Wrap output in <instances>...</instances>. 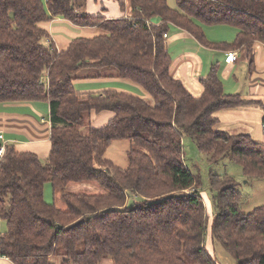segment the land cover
<instances>
[{
    "label": "trees",
    "instance_id": "trees-1",
    "mask_svg": "<svg viewBox=\"0 0 264 264\" xmlns=\"http://www.w3.org/2000/svg\"><path fill=\"white\" fill-rule=\"evenodd\" d=\"M86 0H0V103L47 101L50 150L37 154L7 145L0 161V254L14 264H219L206 239L235 264H264V205L238 206L236 182L210 174L217 213L210 219L200 180L184 164L181 136L216 161L229 152L248 177L264 178V143L248 133L217 130L216 113L257 104L226 93L212 65L199 95L170 72V25L221 49L264 43V0H126L128 17L81 13ZM121 10L126 3L118 1ZM61 18L103 33L75 37L58 48L40 23ZM154 17L159 24L146 23ZM204 26L237 31L231 43L206 40ZM50 38V42L43 41ZM128 80L152 100L117 89L79 92L74 81L93 68ZM108 111L100 126L81 132L85 117ZM114 138H127V166L104 156ZM95 181L101 194L65 190ZM60 190L66 209L44 199V184ZM130 196L140 200L132 205Z\"/></svg>",
    "mask_w": 264,
    "mask_h": 264
},
{
    "label": "crops",
    "instance_id": "crops-1",
    "mask_svg": "<svg viewBox=\"0 0 264 264\" xmlns=\"http://www.w3.org/2000/svg\"><path fill=\"white\" fill-rule=\"evenodd\" d=\"M87 10H95V8L88 7ZM110 12V16H105L106 18L130 15V13L123 15L114 8ZM154 18L156 20H152L153 23L159 24L160 18ZM58 19L60 18L56 17L49 21L47 29L56 46L57 43L51 30H53L54 22ZM50 24H52L51 28ZM215 27L218 28L203 27L208 42L231 43L235 39L237 31L234 28H227V26ZM166 47L172 58L170 68L172 76L180 79L192 94L199 95L201 93V80L206 78L212 65L216 64L218 77L226 93H237L245 98L258 101L257 104L225 108L218 111L216 113L217 123L214 125L215 129L226 130L231 133H248L253 139L255 133L258 135L264 134V43L254 41L249 47L229 49L237 51V58L233 61H227L226 56L229 50L204 45L185 30L170 25L166 36ZM87 83H102V85L96 88L75 87L76 84ZM116 83H125L141 89L140 86L128 80L107 76L77 79L74 81V87L79 92L117 89L136 95L140 94L129 88L120 87ZM142 92L145 97H148L143 90ZM110 116L111 113L108 111L94 114L95 126H100L101 122L108 120ZM0 133L3 134L8 145H13L17 150L30 151L38 156L47 157L50 150L48 102L0 103ZM1 221L0 234L5 228ZM0 264L14 263L0 254Z\"/></svg>",
    "mask_w": 264,
    "mask_h": 264
},
{
    "label": "rangeland",
    "instance_id": "rangeland-1",
    "mask_svg": "<svg viewBox=\"0 0 264 264\" xmlns=\"http://www.w3.org/2000/svg\"><path fill=\"white\" fill-rule=\"evenodd\" d=\"M119 0H86L83 8H81V13H95L98 15L110 16V11L114 8L119 13L125 15L126 13H131L130 5L126 2V10H121L118 4ZM125 2V0H122ZM170 7L175 8V0H166ZM94 7L95 10H87V8ZM109 14V15H108ZM152 20H156L152 18ZM48 22H42L40 25L48 29ZM53 23V22H52ZM50 24V28H51ZM211 28H218L215 26H211ZM225 28V27H224ZM229 28V27H227ZM52 36L57 43V47L63 48L67 45V43L75 38V37H84L91 38L96 35L102 34L103 31L98 27H87V26H79L70 23L64 19H58V21L54 22L53 30H51ZM51 38V37H50ZM50 38L44 40V43L50 42ZM82 75L86 76H105L115 74L116 70L114 68H93L86 69L82 71ZM106 84V83H103ZM102 83H87V84H76L77 88H96L100 87ZM116 85L129 88L133 91H137L140 93L142 97L146 98L150 103L152 100L145 97L141 89L125 84V83H116ZM107 122H101L103 125ZM94 114L92 116L86 115L85 117V125L82 127L81 132L83 134L87 133L90 126H95ZM264 133V132H263ZM255 140H260L264 143V134L253 135ZM181 144L184 155V164L192 174L200 180V184L198 186V192L201 197V200L204 204L206 213L208 217L211 219L216 213L217 209L215 206V202L213 199V192L210 189L209 176L210 174H216L219 176H228L232 178L236 182V189L239 193V201L238 206L240 210L243 212H249L253 210L257 206L264 205V178L258 177H248L243 173L241 166L231 160L229 156V152L223 154L216 161L210 159V154L201 152L197 149L192 138L183 134L181 136ZM130 146V142L127 138H114L111 140L109 146L105 150L104 156L111 159L113 163L121 168H126L127 166V158L126 153ZM40 161L45 164L47 163V157L39 156ZM65 190L67 192H82V193H90V194H101L104 193L105 190L95 181H77V182H69ZM44 199L49 203H54L57 207L61 209H66V204L60 199V190L53 191L50 181L45 182L44 184ZM139 197L130 196L126 204L132 205L134 202L139 201ZM3 222V221H1ZM5 225V222H3ZM207 247L211 249L215 259L219 264H235L232 256L223 249V247L217 242H210V238L206 239ZM100 264H111V262L107 259L103 260Z\"/></svg>",
    "mask_w": 264,
    "mask_h": 264
},
{
    "label": "built area",
    "instance_id": "built-area-1",
    "mask_svg": "<svg viewBox=\"0 0 264 264\" xmlns=\"http://www.w3.org/2000/svg\"><path fill=\"white\" fill-rule=\"evenodd\" d=\"M128 16H125V17H128ZM146 23L150 24V23H153V21H152V19L146 20ZM163 36L166 37V34H164ZM236 58H237V51L229 50L227 52V56H226L227 61H233ZM263 125H264V122H263ZM7 145H8V143H7L6 139L3 137V134L0 133V161L4 158V156L6 154Z\"/></svg>",
    "mask_w": 264,
    "mask_h": 264
}]
</instances>
